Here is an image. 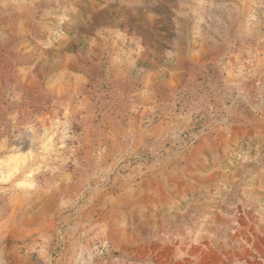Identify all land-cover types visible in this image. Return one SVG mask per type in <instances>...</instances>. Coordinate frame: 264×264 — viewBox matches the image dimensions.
Returning <instances> with one entry per match:
<instances>
[{
  "label": "rangeland",
  "instance_id": "374dc122",
  "mask_svg": "<svg viewBox=\"0 0 264 264\" xmlns=\"http://www.w3.org/2000/svg\"><path fill=\"white\" fill-rule=\"evenodd\" d=\"M0 264H264V0H0Z\"/></svg>",
  "mask_w": 264,
  "mask_h": 264
}]
</instances>
